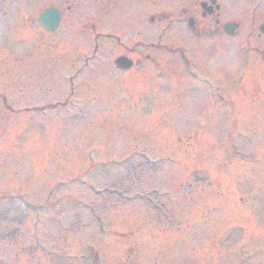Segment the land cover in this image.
I'll use <instances>...</instances> for the list:
<instances>
[{
    "label": "rangeland",
    "instance_id": "rangeland-1",
    "mask_svg": "<svg viewBox=\"0 0 264 264\" xmlns=\"http://www.w3.org/2000/svg\"><path fill=\"white\" fill-rule=\"evenodd\" d=\"M80 1L77 44L2 63L0 264H97L90 247L99 264H264V0H220L234 36L149 21L182 0ZM139 38L154 62L119 71Z\"/></svg>",
    "mask_w": 264,
    "mask_h": 264
},
{
    "label": "flooded vegetation",
    "instance_id": "flooded-vegetation-1",
    "mask_svg": "<svg viewBox=\"0 0 264 264\" xmlns=\"http://www.w3.org/2000/svg\"><path fill=\"white\" fill-rule=\"evenodd\" d=\"M93 0H90L92 4ZM102 1L104 5V10H110L111 8L116 9L120 7H132L135 13H140L141 11V0H97ZM150 1V0H149ZM262 1V0H259ZM151 2V1H150ZM83 1L79 3L77 0H0V72L5 74L6 70H2L3 62H14L22 61L28 63L33 55H36V52H31L30 47L35 50H41L46 46L51 47L54 50H58L59 46L62 44L63 39L64 43L68 45L77 44V14L79 9L83 7ZM105 3V4H104ZM89 4V5H90ZM89 5H84L87 8ZM137 7V8H136ZM260 8L259 5H256L254 8ZM225 6L221 3L220 0H182V8L179 11L178 16L161 11L157 15L152 16L149 21L153 24H165L171 23L170 25L178 24L186 30L197 31L201 28H212L216 31L217 34H221V30L228 29L233 26L240 28V24L235 19H226ZM257 9V10H258ZM103 10V12H104ZM54 12V16H49L46 19L48 23L47 28L45 24L41 23V17L49 12ZM90 15V13H88ZM109 15L105 16V20ZM92 15L89 17V20H86L84 23V28L80 29L81 39L88 37L89 40H93V33L95 24L93 23ZM264 25V20L259 25V28ZM171 28V26H170ZM99 35V34H98ZM103 37H111L113 35L104 33ZM114 38H119L113 36ZM146 44L140 38L136 42V50L134 54L136 55L131 57L129 55H121L120 57H125L132 61V67L129 70L119 69L116 64V68L119 71H130L134 68H142L146 61H152L149 55L143 57L142 53H138L142 48V45ZM162 50H167L173 53H180L182 59L188 65L189 62L184 54V49L180 47H172L173 43H159ZM153 45V44H149ZM19 49L20 53H19ZM20 54V55H19ZM19 56V57H18ZM119 57V58H120ZM118 59V58H117ZM181 59V60H182ZM26 67V66H25ZM24 73V72H23ZM27 71H25L23 83L27 84ZM161 76V74H159ZM158 76V77H159ZM27 78V79H26ZM23 86L25 87V85ZM4 107H7L8 103L6 101L1 102ZM154 108L155 103H154ZM56 109V105L49 104L48 106H41L29 108L25 107L21 112H29L31 110L36 111H45V110ZM92 192L96 195H103L106 191L98 190L95 187L91 188ZM109 192V191H108ZM87 257L82 256L81 258L85 260H93L99 264L100 255L96 251L95 247L88 248Z\"/></svg>",
    "mask_w": 264,
    "mask_h": 264
},
{
    "label": "water",
    "instance_id": "water-1",
    "mask_svg": "<svg viewBox=\"0 0 264 264\" xmlns=\"http://www.w3.org/2000/svg\"><path fill=\"white\" fill-rule=\"evenodd\" d=\"M53 14H54V12L49 11V12L45 13V14L41 17V20H40L41 23L45 24V26H46L47 28H49V27H48V23H46V19H47L49 16L52 17ZM53 16H54V15H53ZM237 28H238L237 26H233V27H230V28L225 29V30H226V33H227L229 36H234L235 33H236ZM259 30H260V32H261L262 34H264V25L261 26V27L259 28ZM115 64H116V66H117L119 69L129 70V69L132 67V64H133V63H132L131 60H129V59L125 58V57H120V58H118V59L115 61Z\"/></svg>",
    "mask_w": 264,
    "mask_h": 264
}]
</instances>
